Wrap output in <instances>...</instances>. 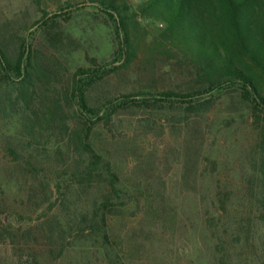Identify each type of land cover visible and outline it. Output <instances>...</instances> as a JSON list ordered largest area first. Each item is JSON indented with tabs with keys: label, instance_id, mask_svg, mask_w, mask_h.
<instances>
[{
	"label": "trees",
	"instance_id": "trees-1",
	"mask_svg": "<svg viewBox=\"0 0 264 264\" xmlns=\"http://www.w3.org/2000/svg\"><path fill=\"white\" fill-rule=\"evenodd\" d=\"M85 5L110 21L116 41L113 60L122 63L108 67L90 58L92 66H78L63 92L52 86L57 62L41 63L27 37L15 36L10 45L0 43V90L7 94L6 104L0 103L1 125H6L0 129V216L14 213L6 207L5 195L21 187L18 178L30 182V201L37 197L38 186L45 190L51 183L59 192L68 189L80 199L91 192L92 203L69 217V228L80 238L87 232L99 233L106 254L117 257L109 236L110 218L141 203L151 223L171 222L174 217L163 198L141 183L130 186L119 176L116 163L99 145V126L109 125L115 113L129 108L150 115L171 109L202 117L212 110L216 93L228 92L243 106L234 118L244 119L242 140L248 145L239 161L231 162V179L204 176L209 197L194 210L198 248L203 246L199 263L264 264V0H82L66 4L62 11L72 13ZM62 15L47 18L43 13L35 23L50 28ZM139 19L155 27L147 41ZM44 32L51 42L59 38ZM140 54L145 61L162 55L176 60L198 86L187 92L149 87L91 105L90 90ZM212 152L199 144L185 154L182 180L190 174V163L211 159ZM5 174L14 180L12 186ZM17 217L23 219L21 213Z\"/></svg>",
	"mask_w": 264,
	"mask_h": 264
},
{
	"label": "rangeland",
	"instance_id": "rangeland-1",
	"mask_svg": "<svg viewBox=\"0 0 264 264\" xmlns=\"http://www.w3.org/2000/svg\"><path fill=\"white\" fill-rule=\"evenodd\" d=\"M77 2L82 0H0V43L10 45L15 36L27 37L39 52L41 63L57 62L52 86L60 92L70 85L78 66H92L90 58L108 67L122 63L113 60L116 41L103 13L86 5L72 13L62 11L66 4ZM43 13H47V18L54 13L63 15L52 27L43 29L35 23ZM139 22L141 29L147 31L145 40L151 39L154 25L143 19ZM44 30L50 35L58 34V40L51 42ZM157 57L153 62L145 61L146 57L140 54L127 67L107 74L90 90L89 103L97 105L107 97L149 87L187 92L198 86L183 64L164 55ZM6 97L0 90V103L6 104ZM73 107L70 105L69 109ZM242 108L235 94L222 92L214 95L212 110L202 117L171 109L151 115L130 108L119 110L109 125L99 126V145L116 163L119 176L130 186L141 183L146 191L163 198L164 207L174 220L153 224L142 203L130 207V212L113 216L107 222L117 257L114 253L107 255L99 233L87 232L86 237L80 238L76 229L69 228V217L79 215L95 194L90 192L80 199L71 190L59 192L51 183L50 190L38 186L37 197L30 201V182L18 178L21 187L5 195V205L14 213L9 218L6 214L0 216L4 217L3 223L0 220V264H201L198 257L203 246L198 248L194 210L209 197L204 176L231 179V162L239 161L242 148L248 145L242 140L244 119L234 118L242 113ZM1 124L0 120V129L5 130L6 125ZM199 144L213 149L212 157L201 158L197 165L190 163V174L182 180L185 154H191ZM0 161L3 162L1 154ZM4 176L5 181L10 180L7 174ZM13 182L10 180L11 186ZM18 213L23 219L17 217Z\"/></svg>",
	"mask_w": 264,
	"mask_h": 264
}]
</instances>
